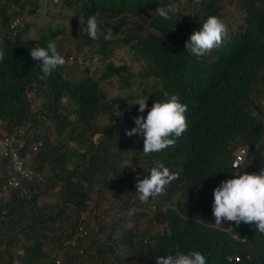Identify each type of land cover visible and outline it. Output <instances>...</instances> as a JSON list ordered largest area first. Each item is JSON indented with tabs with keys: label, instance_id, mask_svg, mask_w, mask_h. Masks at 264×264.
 <instances>
[{
	"label": "trees",
	"instance_id": "obj_1",
	"mask_svg": "<svg viewBox=\"0 0 264 264\" xmlns=\"http://www.w3.org/2000/svg\"><path fill=\"white\" fill-rule=\"evenodd\" d=\"M47 1L81 17L72 18L84 26L70 30L74 50L101 66L96 73L84 65L83 77L67 78L74 59L57 42L66 27L24 36L21 21L11 24L25 4L36 10L39 0H0V133L31 116L25 149L34 171L19 177V189H3L11 168L0 156V264L17 258L21 264H156L177 247L199 251L207 264H264V233L243 222L217 228L212 215L215 180L231 173L241 147L248 171L264 167V110L257 101L264 94V0H227V12L223 0H200L196 29L210 15L228 29L223 44L202 56L184 49L192 30L182 24L181 0L167 20L156 8L172 0ZM93 14L101 27L97 40L87 35ZM50 40L66 64L40 79L30 49ZM113 78L117 91L109 96L102 83L114 86ZM164 91L187 105L188 128L175 146L145 155L142 134H125L135 117L147 114L131 102L142 93L150 108ZM34 140H41L35 149ZM155 160L178 178L164 195L142 203L135 184ZM80 226L85 232L78 234Z\"/></svg>",
	"mask_w": 264,
	"mask_h": 264
},
{
	"label": "clouds",
	"instance_id": "obj_2",
	"mask_svg": "<svg viewBox=\"0 0 264 264\" xmlns=\"http://www.w3.org/2000/svg\"><path fill=\"white\" fill-rule=\"evenodd\" d=\"M195 3L199 4L200 0H195ZM178 12L179 5L175 0L156 8L157 15L165 20ZM16 19L17 23L13 26L20 23V19ZM86 27L87 35L91 39L97 40L101 33V27L96 14L87 18ZM227 31V26L218 16L210 15L198 29L191 32L184 44V49L197 56L207 55L223 44ZM111 36L112 29H104L105 39H109ZM4 55L5 51L0 47V60ZM30 56L33 60L40 61L37 65L43 74L39 77L40 79L49 77L66 64L65 57L61 55L56 42L52 40L47 42L46 47L31 48ZM147 99L148 97L141 93L131 102L139 105L138 110L141 113L147 109V114L135 117L136 126L126 130L125 133L128 136L142 134V150L145 155L175 146L177 139L188 128L185 115L188 110L187 105L181 102L178 94L164 91L162 98L154 100L150 108L146 103ZM246 155L247 150L233 164L234 171L231 166L232 178L222 180L220 184H217L216 180L222 179L226 175L215 180L217 186L212 190L214 225L220 228L225 222L235 223L237 226L243 222L249 225L254 224L256 231L264 233V167H260L259 173V168L253 173L248 171L245 168L246 162L244 163ZM242 167H244V172L240 171ZM148 172L149 175L137 179L135 184V192L142 203L148 202L150 198L164 195L167 186L178 178V174L170 171L161 160L153 161V166ZM12 264H21V261L17 258L13 260ZM156 264H207V262L199 251L185 253L177 247L175 252L170 250L165 255L157 256Z\"/></svg>",
	"mask_w": 264,
	"mask_h": 264
},
{
	"label": "rangeland",
	"instance_id": "obj_3",
	"mask_svg": "<svg viewBox=\"0 0 264 264\" xmlns=\"http://www.w3.org/2000/svg\"><path fill=\"white\" fill-rule=\"evenodd\" d=\"M39 7L36 10L30 11L31 5L25 4V7L22 10V13L19 16L20 21L24 25L21 31L24 36L30 38H36L40 32L46 29L48 26H56V25H64L66 27V33L63 35H59L57 37V42L60 48L63 50H67L71 56H73L74 61L72 63H68L66 66V77L70 79H79L85 75L84 65L91 64L92 68H95V72L100 71L101 64L97 62L96 59H92L91 61H83L81 58V54L77 53L74 50V42L72 38L71 29L77 27L78 30L84 31V26H82L79 21H73V17L80 19L78 14H73V11L63 8L57 4H53L48 2L47 0H39ZM222 5L225 8V12L227 9L231 10L232 5L229 4L227 0H223ZM181 6L184 12V20L182 24L188 25V28L192 31L196 29V21H194V14L198 12L201 14L203 4L200 2L199 4L195 3V0H181ZM75 23V26L73 24ZM188 29V30H189ZM62 50V51H63ZM114 81V86H108L109 84L103 82V87L108 91L109 96H113L116 91V79H112ZM264 94L259 95L257 101L261 104L264 110ZM35 106H39V102L34 103ZM107 122V117L105 115L100 116L99 123L101 127H103ZM127 164L129 160L126 161ZM86 212L82 213L85 216Z\"/></svg>",
	"mask_w": 264,
	"mask_h": 264
},
{
	"label": "built area",
	"instance_id": "obj_4",
	"mask_svg": "<svg viewBox=\"0 0 264 264\" xmlns=\"http://www.w3.org/2000/svg\"><path fill=\"white\" fill-rule=\"evenodd\" d=\"M17 23V19L13 21L12 26ZM72 56H69V61H72ZM264 103V100H262ZM31 116L22 123H18L14 125L7 131H2L0 133V156L9 158L11 175L7 179V183L3 185V189L7 187L20 188V180L19 177H30L34 174V171L31 169L29 165L30 160V150H26L27 146V130L30 125ZM41 144V140H34L30 143V147L35 149L36 146ZM247 150L245 147H241L233 156L231 160V166L233 168V164L237 161V159ZM247 157V155H246ZM246 157L244 163L246 162ZM263 168V167H261ZM258 169V173L261 170ZM234 171V168H233ZM232 171V172H233ZM241 172H244V167L240 169ZM226 175L222 179L216 180L217 184H220L222 180L232 178L233 173ZM20 193L24 194V189L20 190ZM26 194V193H25ZM78 234L84 233L85 230L80 226L78 229ZM72 242V241H71Z\"/></svg>",
	"mask_w": 264,
	"mask_h": 264
}]
</instances>
